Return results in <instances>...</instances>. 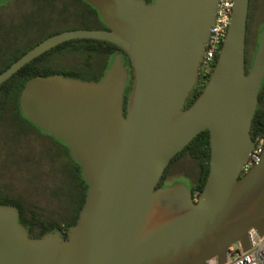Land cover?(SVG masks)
Listing matches in <instances>:
<instances>
[{"label":"water","instance_id":"95a60500","mask_svg":"<svg viewBox=\"0 0 264 264\" xmlns=\"http://www.w3.org/2000/svg\"><path fill=\"white\" fill-rule=\"evenodd\" d=\"M4 0H0L2 2ZM107 29L68 30L38 44L0 75V85L67 41L96 39L122 48L100 81L39 76L22 91V113L65 142L89 184L68 238H33L20 210L0 205V264H207L229 247L251 248L264 235V153L242 174L264 83V28L250 72L246 42L250 0H235L216 67L185 109L200 79L218 0H84ZM208 130L211 169L198 201L186 183L158 187L165 169Z\"/></svg>","mask_w":264,"mask_h":264},{"label":"trees","instance_id":"16d2710c","mask_svg":"<svg viewBox=\"0 0 264 264\" xmlns=\"http://www.w3.org/2000/svg\"><path fill=\"white\" fill-rule=\"evenodd\" d=\"M151 2L152 0H145ZM264 0H250L246 42V72H250L264 28ZM107 29L102 16L84 0H4L0 2V75L49 37L68 30ZM122 55L119 46L96 39L67 41L24 66L0 85V205L20 210V221L33 238L58 230L68 238L84 208L89 184L69 146L36 127L21 111L20 98L27 82L39 76L64 75L83 81H100ZM211 76L200 78L185 109L204 91ZM134 82L131 71L125 92L128 104ZM252 140L264 137V83L250 131ZM208 130L200 133L165 169L159 186L191 180L203 193L211 169Z\"/></svg>","mask_w":264,"mask_h":264},{"label":"built area","instance_id":"2783aa9c","mask_svg":"<svg viewBox=\"0 0 264 264\" xmlns=\"http://www.w3.org/2000/svg\"><path fill=\"white\" fill-rule=\"evenodd\" d=\"M235 7V0H218L215 22L211 28L209 40L206 45L205 55L200 68V78L212 75L226 39ZM254 147L249 160L243 167L242 174L248 173L259 163L264 153V137L257 136L253 141ZM200 193H194L195 201L200 198ZM251 248L244 251L238 243L228 249L227 261L224 264H264V235L255 229L249 232ZM207 264H218L212 260Z\"/></svg>","mask_w":264,"mask_h":264},{"label":"flooded vegetation","instance_id":"af4514ba","mask_svg":"<svg viewBox=\"0 0 264 264\" xmlns=\"http://www.w3.org/2000/svg\"><path fill=\"white\" fill-rule=\"evenodd\" d=\"M153 2H154V0H152L151 2H147V3H153ZM127 68L129 69V72H130V74H131V71H133V67L130 66V65L128 64ZM199 80H200V79H199ZM180 182H182V181H178V182L171 181V182H169L168 184L163 185V186H159V185H158V187H167V186L174 185V184H176V183H180ZM182 183H184V182H182Z\"/></svg>","mask_w":264,"mask_h":264},{"label":"rangeland","instance_id":"374dc122","mask_svg":"<svg viewBox=\"0 0 264 264\" xmlns=\"http://www.w3.org/2000/svg\"><path fill=\"white\" fill-rule=\"evenodd\" d=\"M263 25H264V21H263ZM181 180L184 181V183H186L189 187H191V189H193V184L191 183V180L181 177Z\"/></svg>","mask_w":264,"mask_h":264}]
</instances>
